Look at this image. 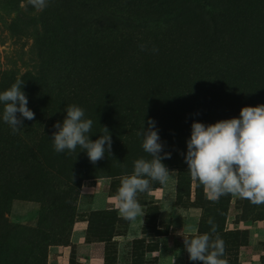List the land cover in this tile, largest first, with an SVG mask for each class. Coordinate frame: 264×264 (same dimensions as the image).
<instances>
[{
  "label": "trees",
  "instance_id": "trees-1",
  "mask_svg": "<svg viewBox=\"0 0 264 264\" xmlns=\"http://www.w3.org/2000/svg\"><path fill=\"white\" fill-rule=\"evenodd\" d=\"M158 1L66 0L67 16L82 7L96 19L93 45L87 37L72 39L67 32L66 56L57 68L49 69L40 59L35 73L19 77L15 70H0V92L23 80L27 106L35 113L34 120L24 119L23 127L13 134L2 119L0 104V232L14 228L7 224L14 200L42 203L37 227L24 236L20 261V255H14L7 264H47L51 245L70 243L84 181L111 178V190L117 195L123 178L133 172L134 161L152 159L138 135L148 128L149 119L155 121L164 145L161 156L171 153L162 163L178 169L180 185L190 188L193 178L185 155L192 123L239 118L241 108L264 104V0H163L156 6ZM69 105L83 108L85 119L93 121L91 140L107 127L111 154L106 152L93 164L80 147L75 152L54 150L53 125L63 123ZM195 181L197 200L206 209L198 234H211L208 220L212 218L225 243L222 258L232 264V247L239 251L244 243L240 229L226 228L231 197L212 202ZM161 185L153 181L150 190ZM149 191L138 194L140 204H146L141 194ZM241 203L240 220H264V205L246 199ZM103 214L118 217V209L93 212L90 232ZM1 233L0 241L10 234ZM93 236L100 234L95 231ZM143 241H135L136 252ZM33 249L38 252L35 260ZM187 260L202 264L191 261L188 253ZM141 262L142 255L136 254V264Z\"/></svg>",
  "mask_w": 264,
  "mask_h": 264
},
{
  "label": "rangeland",
  "instance_id": "rangeland-1",
  "mask_svg": "<svg viewBox=\"0 0 264 264\" xmlns=\"http://www.w3.org/2000/svg\"><path fill=\"white\" fill-rule=\"evenodd\" d=\"M64 1L66 2L48 0V6L38 11L28 0H0V70H15L19 77L28 71L35 73L40 59L49 69L57 68L66 56L63 37L67 32L72 39L82 40L87 37L90 44L95 41L94 29L97 21L91 11L77 7L69 17L64 13ZM161 1L163 0L158 1L156 6ZM39 32L40 36L37 35ZM169 171L172 173L166 183L144 196L141 194L146 202L141 203L145 214L143 217L129 221L120 218L119 211L118 217L103 214L100 222H94L95 230L91 232L89 225L92 213L112 209L107 207L106 202L109 197H116V193L111 190V178L84 181L77 201V214L70 243L51 245L47 264H90L91 257L96 256H103L106 264H136V254L143 257L140 264H168L167 249L159 257L154 256L156 250L151 249L157 247V250H161L162 246L160 242H156L158 246L150 245L148 238L168 235L173 222H178L180 240L183 241L180 245L185 247L184 237L189 238L199 233L206 214L203 201L197 200L196 181L193 179L192 187L187 188L185 184L180 185L181 174L178 169L170 168ZM204 196L208 197L206 193ZM228 196L231 197V202L226 228L240 229L241 242L244 243L239 251L237 247L230 245L233 250L230 252L231 263L238 264V253L239 262L244 264L240 260L241 249L252 245L259 255L249 264H264V220H240L239 216L243 211L242 199ZM41 209L42 203L36 200L17 199L12 202L7 224L14 228H6L10 233L6 238L2 236L6 231L4 234L0 232V264H7L14 255H20V261L25 250L24 236L30 235L29 230L33 231L37 227ZM95 231L100 234L99 237L93 236ZM144 239L145 241L139 242L142 249L136 252L135 241ZM33 251L34 256L31 258L35 260L38 252L36 249Z\"/></svg>",
  "mask_w": 264,
  "mask_h": 264
},
{
  "label": "clouds",
  "instance_id": "clouds-1",
  "mask_svg": "<svg viewBox=\"0 0 264 264\" xmlns=\"http://www.w3.org/2000/svg\"><path fill=\"white\" fill-rule=\"evenodd\" d=\"M28 3L38 11L48 6V0H28ZM139 47L145 49V45ZM152 50L158 51L156 48ZM23 84V80L17 79L9 89L0 92L2 119L13 134L23 127L24 119H35V113L27 106ZM65 111L67 115L63 123L53 125L57 129L53 133V145L57 153L66 150L75 152L80 147L93 164L104 159L106 152L111 154L112 139L107 127H103L104 134L93 141L89 135L93 121L85 119L84 109L69 105ZM191 129L185 162L192 178L203 186L208 198L218 202L222 196L231 195L246 199L252 205H264V104L241 108L239 118L220 120L209 125L193 122ZM138 135L143 136V150L152 159L134 161L133 172L123 178L118 189V211L122 218L129 221L145 215L138 194L149 191L153 181L166 183L172 173L162 163L163 159L171 158V153L164 152L161 156L164 145L155 129V121L149 119L148 128L138 132ZM208 223L212 226L211 234L184 237L189 259L202 264H228L227 259L222 258L225 243L216 234L212 218ZM212 234H216L214 239Z\"/></svg>",
  "mask_w": 264,
  "mask_h": 264
},
{
  "label": "crops",
  "instance_id": "crops-1",
  "mask_svg": "<svg viewBox=\"0 0 264 264\" xmlns=\"http://www.w3.org/2000/svg\"><path fill=\"white\" fill-rule=\"evenodd\" d=\"M107 207L117 208L116 197H109L106 202ZM118 209V208H117ZM178 223V222H177ZM176 222L172 224V230L164 237H149V242H160L161 250H156V257H159L164 249H167V263L168 264H187L186 249L180 243V229ZM177 228V229H175ZM165 245V246H163ZM180 246V247H179ZM182 249V250H181ZM252 245L244 246L241 249L240 260L244 264H249L255 258H258ZM90 264H106L103 256L91 257Z\"/></svg>",
  "mask_w": 264,
  "mask_h": 264
}]
</instances>
